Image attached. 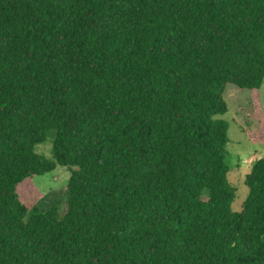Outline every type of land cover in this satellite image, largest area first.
<instances>
[{
	"label": "trees",
	"instance_id": "trees-1",
	"mask_svg": "<svg viewBox=\"0 0 264 264\" xmlns=\"http://www.w3.org/2000/svg\"><path fill=\"white\" fill-rule=\"evenodd\" d=\"M263 77L264 0H0V264H264V153L231 211L218 117Z\"/></svg>",
	"mask_w": 264,
	"mask_h": 264
},
{
	"label": "rangeland",
	"instance_id": "rangeland-1",
	"mask_svg": "<svg viewBox=\"0 0 264 264\" xmlns=\"http://www.w3.org/2000/svg\"><path fill=\"white\" fill-rule=\"evenodd\" d=\"M257 92L263 117L261 115L257 117L251 111L249 105L250 91L232 84H227L223 92L227 110L218 116L226 124L225 162L229 168L227 180L235 188L234 197L230 204V209L233 212L241 210L247 194V187L244 185L245 175L250 171L253 161L264 153L260 133L253 136V139L260 140V143L250 141L248 135L250 131H257L255 128L259 119L264 120V77ZM49 150V137L46 141L34 147L35 154L42 158H49ZM68 176L69 169L57 164L42 174L31 176L29 178L31 183L28 184V187L29 193H34V195L32 200L29 201L36 203L39 211H43L51 205H56L59 209H62L68 194L66 186ZM28 187L22 188L24 190ZM32 188H35L36 191H32Z\"/></svg>",
	"mask_w": 264,
	"mask_h": 264
}]
</instances>
